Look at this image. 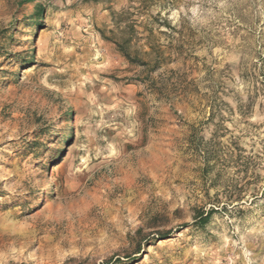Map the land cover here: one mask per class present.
Wrapping results in <instances>:
<instances>
[{"label":"rangeland","instance_id":"rangeland-1","mask_svg":"<svg viewBox=\"0 0 264 264\" xmlns=\"http://www.w3.org/2000/svg\"><path fill=\"white\" fill-rule=\"evenodd\" d=\"M0 264H264V0H0Z\"/></svg>","mask_w":264,"mask_h":264},{"label":"trees","instance_id":"trees-1","mask_svg":"<svg viewBox=\"0 0 264 264\" xmlns=\"http://www.w3.org/2000/svg\"><path fill=\"white\" fill-rule=\"evenodd\" d=\"M42 12H43V8L42 7L38 8V14H41ZM201 218H204V217H201Z\"/></svg>","mask_w":264,"mask_h":264}]
</instances>
